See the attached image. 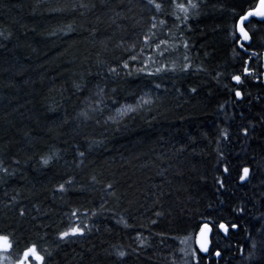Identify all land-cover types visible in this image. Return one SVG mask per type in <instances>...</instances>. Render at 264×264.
<instances>
[{
	"label": "trees",
	"instance_id": "trees-1",
	"mask_svg": "<svg viewBox=\"0 0 264 264\" xmlns=\"http://www.w3.org/2000/svg\"><path fill=\"white\" fill-rule=\"evenodd\" d=\"M258 1L0 0L10 264H264Z\"/></svg>",
	"mask_w": 264,
	"mask_h": 264
},
{
	"label": "water",
	"instance_id": "water-1",
	"mask_svg": "<svg viewBox=\"0 0 264 264\" xmlns=\"http://www.w3.org/2000/svg\"><path fill=\"white\" fill-rule=\"evenodd\" d=\"M258 5H257V8H256V11H255V15L256 17L260 20V21H264V16H261V15H257V13H260V12H264V4H262V0L258 1ZM248 20V16H245V17H242L238 23H237V34L238 36L241 38V43L243 42H247L249 41V38L248 39H244V36L243 34L241 33V28L242 27V24L244 22H246ZM244 29V28H243ZM245 32V30H244ZM243 49V48H241ZM262 74H263V77H264V51L262 53ZM236 77V76H235ZM232 83L236 86H238L239 82H237L234 77L232 78ZM239 92L238 90L235 91V96L236 98L239 100L241 99V96H237L236 93ZM240 93V92H239ZM247 169L248 172H247V175L245 176V172L244 170ZM249 174H250V171H249V168H243V171H242V174H241V177H240V180H239V184H244L248 181L247 178H249ZM243 177V179H242ZM227 231V228L225 226L221 227L220 226V232H222L223 234H225ZM199 234L197 235V239H196V245L198 247V249L200 250L201 253H205L207 252L208 250V246H209V235H210V229L208 226H204L200 232H198ZM218 257V255H216Z\"/></svg>",
	"mask_w": 264,
	"mask_h": 264
},
{
	"label": "flooded vegetation",
	"instance_id": "flooded-vegetation-1",
	"mask_svg": "<svg viewBox=\"0 0 264 264\" xmlns=\"http://www.w3.org/2000/svg\"><path fill=\"white\" fill-rule=\"evenodd\" d=\"M246 16H248V20L246 21V22H244L243 24H242V27L244 28V30H245V32L247 33L248 31L246 30V28H245V24H251L253 21L256 23V22H258V23H262V22H264V21H260L257 17H256V15H255V13H254V15L252 16V15H246ZM245 17V16H244ZM253 24V23H252ZM247 35H248V38H249V41H245V42H243V43H241V38L239 37V42L237 43L238 45H239V47H240V50L248 57V59L246 60V62H247V64H245L246 65V67H245V70H244V72H243V74H241V76H239L240 77V82H239V84L238 85H241L244 81H245V79H247L250 75V71L248 70V68H249V65H248V63H250V60H252V59H254L255 58V52L253 51V50H248L247 48H246V46H249L250 44L249 43H251V35L249 34V33H247ZM241 48H243V49H241ZM264 51V50H263ZM263 53V52H262ZM261 63H262V54H261ZM260 63V64H261ZM263 72H262V64H261V71H260V73H258V76L264 81V77H263V74H262ZM257 76V77H258ZM234 86H236V85H234ZM236 91V90H235Z\"/></svg>",
	"mask_w": 264,
	"mask_h": 264
},
{
	"label": "snow or ice",
	"instance_id": "snow-or-ice-1",
	"mask_svg": "<svg viewBox=\"0 0 264 264\" xmlns=\"http://www.w3.org/2000/svg\"><path fill=\"white\" fill-rule=\"evenodd\" d=\"M149 2H152V0H149ZM262 4H264V0H262ZM156 7L159 8L160 5H159V4H156ZM193 7H195V5H193ZM184 10L186 11V9H184ZM250 14H251V13H250ZM257 15L264 16V12L257 13ZM241 33L243 34L244 39H248V35H247L246 32H244V29H243V28H241ZM133 59H135V57H133ZM125 66H127V65H125ZM234 79H235L237 82H240V77H239V76L234 77ZM236 95L239 97V96H240V93L237 92ZM45 163H47V161H45ZM244 172H245V176H246L248 170L245 169ZM242 179H243V177H242ZM61 188H63V186H61ZM221 227H223V225H222ZM80 231H81V230H80L79 228H73V229L71 230L70 233H69V232H65V233H63L61 238H64V237H66V236H68V235H70V234H71V235H75V234L79 233ZM2 239L4 240V245H5V249H4V250L6 251V250H7V239H6V238H2ZM30 254H31L32 256H35V258H36L37 260L40 259L39 256H36V250H35V248H31V249H29L27 252L24 253L25 259H27V257H28ZM121 255H123V253H121ZM21 264H24V261H21Z\"/></svg>",
	"mask_w": 264,
	"mask_h": 264
},
{
	"label": "rangeland",
	"instance_id": "rangeland-1",
	"mask_svg": "<svg viewBox=\"0 0 264 264\" xmlns=\"http://www.w3.org/2000/svg\"><path fill=\"white\" fill-rule=\"evenodd\" d=\"M257 8V7H256ZM255 11H256V9L254 10V12H252L250 15H254V13H255ZM71 231H69V233H70ZM79 233H81V231L79 232ZM79 233H77V234H79ZM77 234H75V235H77ZM71 235V234H70ZM70 235H68V236H70ZM2 238H5V237H0V264H10L9 263V261L7 260V258H6V254L8 253V251H9V248H10V244H9V242H8V239H7V250L5 251L4 249H5V245H4V240L2 239ZM197 239V238H196ZM198 248V247H197ZM31 249V248H30ZM29 250V249H28ZM27 250V251H28ZM27 251H25V252H27ZM200 251V250H199ZM7 252V253H6ZM36 256H39L37 253H36ZM40 257V256H39ZM41 257H40V259L39 260H37L36 258H35V256H32L31 254L27 257V259H25V256H24V254H23V256H22V258H21V260L20 261H18L17 262V264H21V261H24V264H41Z\"/></svg>",
	"mask_w": 264,
	"mask_h": 264
}]
</instances>
